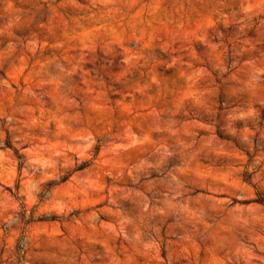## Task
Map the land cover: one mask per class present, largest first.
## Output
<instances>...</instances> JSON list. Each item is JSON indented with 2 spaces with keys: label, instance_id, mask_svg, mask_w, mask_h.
Masks as SVG:
<instances>
[{
  "label": "rangeland",
  "instance_id": "374dc122",
  "mask_svg": "<svg viewBox=\"0 0 264 264\" xmlns=\"http://www.w3.org/2000/svg\"><path fill=\"white\" fill-rule=\"evenodd\" d=\"M264 0H0V264H264Z\"/></svg>",
  "mask_w": 264,
  "mask_h": 264
},
{
  "label": "trees",
  "instance_id": "16d2710c",
  "mask_svg": "<svg viewBox=\"0 0 264 264\" xmlns=\"http://www.w3.org/2000/svg\"><path fill=\"white\" fill-rule=\"evenodd\" d=\"M261 202H263V203H264V200L262 199V200H261Z\"/></svg>",
  "mask_w": 264,
  "mask_h": 264
}]
</instances>
